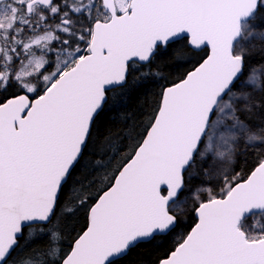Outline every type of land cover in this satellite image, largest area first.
I'll list each match as a JSON object with an SVG mask.
<instances>
[{"label":"snow or ice","instance_id":"6c2138e0","mask_svg":"<svg viewBox=\"0 0 264 264\" xmlns=\"http://www.w3.org/2000/svg\"><path fill=\"white\" fill-rule=\"evenodd\" d=\"M0 264H264V0H0Z\"/></svg>","mask_w":264,"mask_h":264},{"label":"trees","instance_id":"16d2710c","mask_svg":"<svg viewBox=\"0 0 264 264\" xmlns=\"http://www.w3.org/2000/svg\"><path fill=\"white\" fill-rule=\"evenodd\" d=\"M156 89H152V91H155ZM143 99V97H142ZM149 101H151V97L148 98ZM142 103H134L133 105H131L128 109L129 111V115L131 116L133 121L138 120L141 117V108H142Z\"/></svg>","mask_w":264,"mask_h":264}]
</instances>
